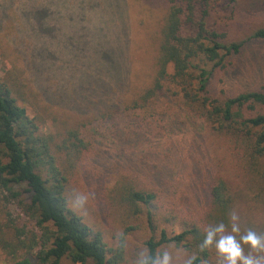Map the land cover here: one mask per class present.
<instances>
[{"label": "rangeland", "instance_id": "rangeland-1", "mask_svg": "<svg viewBox=\"0 0 264 264\" xmlns=\"http://www.w3.org/2000/svg\"><path fill=\"white\" fill-rule=\"evenodd\" d=\"M44 3L50 4L51 14L43 19L27 13L31 0H0V76L7 73L18 85L20 105L31 117L38 116L42 132L52 136L57 164L68 177L69 207L101 234L109 248L121 239L127 242L121 264H135L151 233L145 211L128 217L111 200L117 180L156 193L151 209L156 234L161 228L203 227L214 179L226 181L235 195L241 227L247 222L264 226L260 206L264 196H259L264 185L249 175L235 146L196 116L165 103L166 115L159 117L155 110L146 119L143 114H122L110 123L93 120L111 105L132 99L149 83L166 0ZM208 26L223 33L227 43L242 44L240 53L216 72L214 95L223 100L264 92V40L251 38L264 28V0H212ZM127 77L130 85L125 88ZM73 129L80 130L88 146L69 167L57 145ZM78 194L88 197L82 209L73 203ZM3 210L0 205V220L5 219ZM163 249L172 252L173 264H187L190 258L172 245ZM0 264H7L1 252ZM210 264H220L218 257L213 256Z\"/></svg>", "mask_w": 264, "mask_h": 264}, {"label": "trees", "instance_id": "trees-1", "mask_svg": "<svg viewBox=\"0 0 264 264\" xmlns=\"http://www.w3.org/2000/svg\"><path fill=\"white\" fill-rule=\"evenodd\" d=\"M31 1L28 14L43 19L51 14L45 0ZM166 5L149 83L122 105H111L94 122L110 123L122 114H143L146 119L155 110H159V117L166 115L164 104L172 103L196 116L212 133L227 138L240 152L249 175L264 185V92H245L220 100L212 91L216 72L225 68L229 57L240 53L242 44L227 43L223 33L208 26L212 0H166ZM251 38L263 41L264 28L256 30ZM110 59L112 65L116 64L113 56ZM7 75L0 76V205L4 206L5 217L0 220V252L6 263L121 264L124 249L119 243L109 248L101 234L69 207L68 177L57 164L53 138L42 132L40 118L31 117L27 107L20 105L22 92ZM124 82L127 88L129 77ZM111 90L115 91L114 87ZM87 146L80 130L73 129L57 149L65 152L66 162L72 167ZM111 193V200L128 217L145 211L151 233L145 242L147 250L155 253L172 245L188 252L191 264H210L212 257H217L214 249L200 248L204 230L220 222L229 227L236 203L228 183L214 179L209 186L210 210L203 227L184 225L177 231L161 228L156 234L151 209L157 196L153 190L117 180ZM249 228L264 234L263 225L256 227L251 222L241 227V232Z\"/></svg>", "mask_w": 264, "mask_h": 264}, {"label": "clouds", "instance_id": "clouds-1", "mask_svg": "<svg viewBox=\"0 0 264 264\" xmlns=\"http://www.w3.org/2000/svg\"><path fill=\"white\" fill-rule=\"evenodd\" d=\"M87 199L86 195H76L74 206L84 208ZM229 219L230 231L223 222L209 224L205 228L201 250L214 249L220 264H264V234L252 228L241 232L240 215L236 210L230 213ZM119 246L126 249L128 245L121 239ZM135 264H173V254L167 249L155 253L147 249L140 250ZM187 264H191V260Z\"/></svg>", "mask_w": 264, "mask_h": 264}]
</instances>
